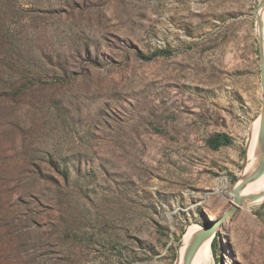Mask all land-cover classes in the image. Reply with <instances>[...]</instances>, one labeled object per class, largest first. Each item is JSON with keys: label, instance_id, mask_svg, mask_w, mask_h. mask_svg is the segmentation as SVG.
I'll list each match as a JSON object with an SVG mask.
<instances>
[{"label": "rangeland", "instance_id": "obj_1", "mask_svg": "<svg viewBox=\"0 0 264 264\" xmlns=\"http://www.w3.org/2000/svg\"><path fill=\"white\" fill-rule=\"evenodd\" d=\"M16 8L3 30L26 25V68L43 81L21 104L0 97V264H175L188 229L233 204L262 107L264 0ZM11 44L0 92L18 73L2 62ZM216 134L231 144L211 150ZM246 200L205 264H264V193Z\"/></svg>", "mask_w": 264, "mask_h": 264}, {"label": "trees", "instance_id": "obj_2", "mask_svg": "<svg viewBox=\"0 0 264 264\" xmlns=\"http://www.w3.org/2000/svg\"><path fill=\"white\" fill-rule=\"evenodd\" d=\"M17 2L18 0H0V53L2 51L1 49H3L4 47L6 48L9 45V42H12L11 48H9L11 50L10 55L9 56L6 55L7 58L5 57L2 58L3 66L9 69L11 68L16 69V70L18 69V73L15 77V80L11 83L9 87H7L5 90L0 92V97L2 96L1 99L3 100V103H6V102L10 103L11 106L15 104H21V101H23L24 96H25L24 94L25 90L29 85L33 84L36 80H39L41 82L43 81L41 78H36L37 76L35 72H32L30 69L26 68L27 66L31 67V64L29 62L31 56L28 53L27 54L23 53L22 51L23 44L25 43L22 42L23 38L21 34L23 33L25 36L26 33L22 32L21 27H26V25L23 26L21 24L22 25L21 26L19 24L20 30H15L12 34H8V32L3 30L5 28L8 17L11 19V21H14L15 20L14 18L18 17L19 12L17 10H19L20 8H16ZM24 11L27 12L28 14H32V13L36 14L35 9L33 10L29 8ZM14 24H17V22L14 21ZM13 43H16L15 46H13ZM157 55L158 53L144 55L142 53L137 52V57L141 59L142 61H146V62L151 61ZM60 69L63 74L62 76H64L68 72L67 68L62 67ZM47 75L49 74H45L44 77L45 78L48 77ZM230 144H231V139L225 134H216L208 138V140L206 141L207 147L210 148L211 150H218L221 147H225ZM53 163L54 162L51 160V161H48L47 165L50 168L54 169ZM62 177L64 181H68L67 175L63 174ZM55 183H58V182H55ZM217 236L218 235H216L213 238L211 242L212 244L210 245L211 253L214 256H217V253H218ZM217 263H220V261L218 260Z\"/></svg>", "mask_w": 264, "mask_h": 264}, {"label": "bare ground", "instance_id": "obj_3", "mask_svg": "<svg viewBox=\"0 0 264 264\" xmlns=\"http://www.w3.org/2000/svg\"><path fill=\"white\" fill-rule=\"evenodd\" d=\"M262 36L264 40V35ZM262 47H263V44H262ZM259 126H260V119L258 118L254 122L251 133L247 139V146H246L247 162H246L245 168L240 176V179L237 181V183L232 189L233 192H237V196L242 200V203L244 202L247 203L246 198H252L255 196H256L255 199L257 200L258 197L262 196V194L264 193V163H263L264 155L261 153L260 148H259L260 147L259 142H258ZM261 168L263 169V171L257 179L252 180L248 182L244 187H241L245 180H247L249 177H253V175L260 172ZM235 202H236V199L235 197H233V203ZM200 230L201 228H199L198 226L196 227L191 226L188 229L187 233L183 237L181 245L178 248L175 264H186V258L188 257L187 253L189 251L191 243L195 235ZM212 240H213V236L201 242L197 246L188 264L207 263L211 258L210 245L212 244L211 243Z\"/></svg>", "mask_w": 264, "mask_h": 264}, {"label": "water", "instance_id": "obj_4", "mask_svg": "<svg viewBox=\"0 0 264 264\" xmlns=\"http://www.w3.org/2000/svg\"><path fill=\"white\" fill-rule=\"evenodd\" d=\"M261 38V36H260ZM261 90H262V99H261V113L259 116L260 119V126H259V134H258V142L260 145V151L261 153L264 155V55H262L261 58ZM263 163H264V157H263ZM263 167V166H262ZM263 169L261 168V171L256 173L255 175H253V177H249L247 180H245L242 184L241 187H244L248 182L257 179L260 174L262 173ZM231 195L232 197H235L236 202L233 203L231 205V208L226 212V214L220 218L219 220H217L216 222H209L207 224H205V226L203 228H201V230L195 235L191 246L189 248V251L187 253V258H186V264L189 263L193 253L195 252L197 246L203 242L204 240H206L207 238L215 235V233L217 232V230L220 228L221 224L223 223L224 220H226V218H228L229 216L233 215L236 210L238 209V207L242 204V200L237 196V192H233L231 191ZM254 197L251 198L252 201H254Z\"/></svg>", "mask_w": 264, "mask_h": 264}]
</instances>
